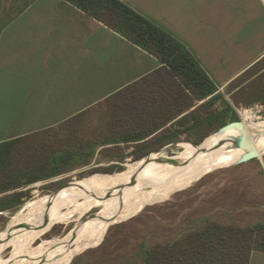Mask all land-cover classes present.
<instances>
[{
  "label": "crops",
  "instance_id": "crops-1",
  "mask_svg": "<svg viewBox=\"0 0 264 264\" xmlns=\"http://www.w3.org/2000/svg\"><path fill=\"white\" fill-rule=\"evenodd\" d=\"M122 1L184 41L220 92L264 59V0ZM162 66L67 0H0V143L55 129Z\"/></svg>",
  "mask_w": 264,
  "mask_h": 264
},
{
  "label": "rangeland",
  "instance_id": "rangeland-1",
  "mask_svg": "<svg viewBox=\"0 0 264 264\" xmlns=\"http://www.w3.org/2000/svg\"><path fill=\"white\" fill-rule=\"evenodd\" d=\"M263 66L264 62L260 67ZM144 90H147L145 86L139 87L138 91H134L135 93L129 92L114 98L84 113L79 120L48 132L42 137L44 141H39L42 147L38 155L34 151L26 155L23 151L20 152L24 149L20 147L15 150L12 169L19 171L38 167L40 161L49 158L53 152L56 155L77 154L71 156L76 158L72 163L75 166L73 169L14 190L24 192L23 202L19 207L0 213V238L11 224L16 225L17 228L23 226L29 214L25 209L26 204L48 199L57 200L54 195L65 185L67 188L79 187L83 181L95 179L96 174L111 176L138 168V165L185 159L187 152L203 143L195 144L192 140L199 138L205 141L223 132L224 129L219 133L217 130H212L200 132L199 135L182 133L180 140L174 145L156 149L143 157L131 155L140 151V148L135 149V145L132 144H121L117 149L111 148L113 150L98 149L91 163L83 165L82 162L86 160L89 149L96 139L103 133L113 131L110 123L118 120V115L125 104L138 102L141 97L147 99L161 97L160 94L148 93ZM223 94L240 118L243 119L244 111L250 110L253 114L252 122L257 125L264 124L263 103L255 102L249 105L243 102L237 103L233 98L236 93L232 95L226 88ZM205 132L208 133L207 136ZM180 142H189L194 146L178 144ZM153 152L160 153L145 158ZM251 156L255 154L249 151L239 152L230 159L226 158L216 168L186 178L174 189H170L172 181L162 180L165 174L144 181L131 189L142 199L154 196L148 200L151 201L150 203L142 200L137 202L138 199L133 198L132 202L108 205L116 198L125 196L123 192L128 189L126 185L118 186L106 193L103 198L75 200L61 208V217L55 218L54 227L48 235L47 233L43 235L48 228L44 230L45 222H43L30 239L25 241L19 239L5 246L4 249L0 248V262L6 264L13 254L14 260L18 249L22 246L24 252L18 264H139L141 253L151 244L157 241L166 243L168 239L179 237L202 224L209 217L241 226L264 222V152L259 156L260 159L254 158L242 162ZM49 210L50 208L40 211L39 222L47 221L51 217L48 215ZM104 219L108 221L99 229H94L89 240L87 237L77 240L85 230L98 226V221L102 223ZM78 231L80 234L73 238ZM66 242L69 243L70 252L81 246L83 248L71 257L58 262L57 257L65 251ZM14 248H17L16 253Z\"/></svg>",
  "mask_w": 264,
  "mask_h": 264
},
{
  "label": "trees",
  "instance_id": "trees-1",
  "mask_svg": "<svg viewBox=\"0 0 264 264\" xmlns=\"http://www.w3.org/2000/svg\"><path fill=\"white\" fill-rule=\"evenodd\" d=\"M67 1L148 51L163 63V66L151 75L107 100L108 102L119 98L134 92L135 89L138 91L139 87L144 86L147 89L144 92L161 95L148 99L141 97L138 102L125 104L118 115V120L110 123L113 131L103 133L96 139L89 149L86 160L82 162L83 165L91 163L98 149L113 150L121 144H132L135 145V149L140 148V151L131 155L143 157L151 151L179 141L182 133L199 135L204 131L218 132L229 123L241 120L194 52L165 26L122 0ZM262 62L264 59L226 87L228 93L232 95L236 93L233 98L237 103L264 104V66L260 67ZM84 113L58 127L79 120ZM55 129L0 143V195L2 194L0 213L22 204L24 192L14 190L62 174L75 167L72 163L76 158L71 156L77 153L56 155L53 152L46 160L39 159L41 164L36 168L24 171L12 169L15 150L18 147L24 148L20 152L23 151L26 155L32 151L38 155L42 147L39 141L43 142L42 137ZM207 134L205 132V136ZM202 140L198 138L192 142L199 144L204 142ZM178 144L194 145L189 142ZM157 153L160 152H153L145 158ZM140 167L142 166L138 165V168ZM100 177L103 176L96 175V178ZM66 188L65 185L59 191ZM53 227L54 225L50 227L46 235ZM254 251L264 252V222L241 226L209 217L205 222L179 237L168 239L166 243L157 241L151 244L141 253L139 264H250Z\"/></svg>",
  "mask_w": 264,
  "mask_h": 264
},
{
  "label": "bare ground",
  "instance_id": "bare-ground-1",
  "mask_svg": "<svg viewBox=\"0 0 264 264\" xmlns=\"http://www.w3.org/2000/svg\"><path fill=\"white\" fill-rule=\"evenodd\" d=\"M242 117L243 119L240 123L231 124L230 126L226 127L220 135L209 137L201 145H196L197 148L195 147L194 150L187 152L185 159H170L166 162L163 161L162 163H159V161L155 164H146L140 168H133L130 171H126L120 174L111 176L101 175L103 176L101 178L90 179L86 182L83 181L84 183L82 182L83 184L81 183L79 187L74 186L61 190L54 195L56 199L58 198L57 200L48 199L37 203L26 204L25 209H27L29 212L27 220L22 227L17 228L16 225L13 226V224L8 227L7 232L4 234V236H2V238H0V248L4 249L5 246L10 245L11 243H14L19 239H21L22 241L30 239L40 228L43 222H45L44 230L48 227L43 235L46 234L50 227L55 223V218L61 217V208L63 206L69 205L75 200L81 198L86 200L103 198L105 197L106 193L117 188L118 186L124 187L123 185H126L128 189L124 190L123 192L125 193V196L116 198L108 205L113 203L132 202V200L136 198L138 199L137 202H140L141 200L148 201L154 196L149 197L148 199H142L134 193V190L131 189L144 183V181L162 177L164 174L165 175L162 180L166 179L168 181H172L173 183L172 187L170 186V189H174L178 185H181L186 178L192 177L196 174H200L204 171H208L212 168H216L220 166L226 158L230 159L239 152L249 151L257 156H261V154L264 152V124L257 125L253 123V114L250 112V110L244 111ZM237 141L243 142L244 144H248L252 141L254 145L250 148H243L235 144ZM167 168L168 171H166ZM67 191L70 192L64 195ZM150 202L151 201H148V203ZM49 208L50 210L48 215L51 217L47 221L39 222L38 215L40 211ZM107 221L106 219H104L102 223L98 221V226L95 225L92 228L85 230L82 235L77 238V240H83V238L85 237H87V240H89L93 235V230L96 228L99 229L102 225L105 224L104 222ZM80 231H78L73 238L79 235ZM7 239H9V241ZM68 245V242L64 244L65 251H63L62 255H59L57 257L58 262L71 257L79 250L81 251V249L83 248L81 246L70 252V249H68ZM16 249L17 248H14L15 253L17 251ZM23 252L24 250L22 246H20L16 258L13 260V254L6 262V264H18ZM0 264L4 263L0 262Z\"/></svg>",
  "mask_w": 264,
  "mask_h": 264
},
{
  "label": "water",
  "instance_id": "water-1",
  "mask_svg": "<svg viewBox=\"0 0 264 264\" xmlns=\"http://www.w3.org/2000/svg\"><path fill=\"white\" fill-rule=\"evenodd\" d=\"M241 120H242V118H241ZM241 120H240V121H236V122H231V123H229V124L226 125L225 127L221 128L217 133H219L221 130L225 129L226 127L230 126L231 124L240 123ZM235 144H236V145H239V146H241V147H243V148H250V147H252V146L254 145V143H253L252 141L249 142L248 144H244L243 142L237 141ZM173 145H174V144H173ZM170 146H171V145H170ZM254 158H258V159H260L261 157L256 156V155H255V156H251L249 159L244 160V161H242V162H246V161L251 160V159H254ZM240 163H241V162H240Z\"/></svg>",
  "mask_w": 264,
  "mask_h": 264
}]
</instances>
